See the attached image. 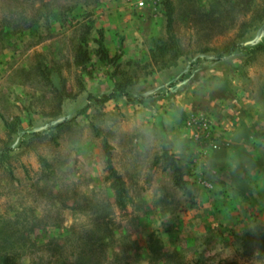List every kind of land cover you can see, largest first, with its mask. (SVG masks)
Masks as SVG:
<instances>
[{
	"label": "rangeland",
	"instance_id": "1",
	"mask_svg": "<svg viewBox=\"0 0 264 264\" xmlns=\"http://www.w3.org/2000/svg\"><path fill=\"white\" fill-rule=\"evenodd\" d=\"M137 1L0 0L1 261L264 264V1Z\"/></svg>",
	"mask_w": 264,
	"mask_h": 264
},
{
	"label": "trees",
	"instance_id": "2",
	"mask_svg": "<svg viewBox=\"0 0 264 264\" xmlns=\"http://www.w3.org/2000/svg\"><path fill=\"white\" fill-rule=\"evenodd\" d=\"M264 1V0H263ZM166 9V33L168 36V40L172 44L173 48H177V39L173 33L172 28V22H173V7L172 5L167 2L165 4ZM246 45L242 44H234L221 52L217 54V58L221 59L224 57H228L232 55L234 52H237V50H246ZM261 48H264V44L262 43H256L249 51H255L259 50ZM102 59L107 60V53L106 50L102 45L99 46ZM119 96L125 97L128 101H133V99H129V93H127L125 87L121 84H118L114 87V89L107 95H103L101 98L93 97L92 95L88 96V99H93L96 102L103 103L111 99H116ZM89 105H86L84 108L81 109L80 112H84ZM6 126H9V124L6 122ZM102 148L104 151L105 156V162H106V180L109 181V186L113 191L114 194V202L116 206L119 208H124L128 203H130L131 199L128 195L127 188L125 187V182L123 181L121 175L118 173V171L113 167L111 162V149L112 147L107 143L105 139H102ZM6 152H3L2 155H5ZM160 158L164 162V168L172 170L174 172V183L175 185L184 193H188L189 190L186 186V181L183 179L182 173L180 169L178 168L173 156L169 155L166 150H164L160 156ZM39 161L41 164H43L44 167L48 168L49 164L47 163L46 159L43 157L39 158ZM0 264H9L5 261L0 260ZM218 264H238L237 262H227V263H218Z\"/></svg>",
	"mask_w": 264,
	"mask_h": 264
},
{
	"label": "built area",
	"instance_id": "3",
	"mask_svg": "<svg viewBox=\"0 0 264 264\" xmlns=\"http://www.w3.org/2000/svg\"><path fill=\"white\" fill-rule=\"evenodd\" d=\"M137 4H138V6H142L143 5V1L142 0H138Z\"/></svg>",
	"mask_w": 264,
	"mask_h": 264
}]
</instances>
